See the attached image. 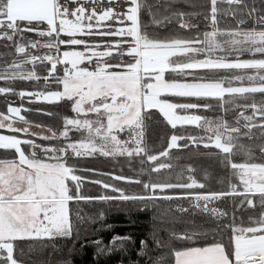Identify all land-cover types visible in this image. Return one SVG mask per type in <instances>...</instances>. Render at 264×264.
<instances>
[{"label": "snow or ice", "instance_id": "1", "mask_svg": "<svg viewBox=\"0 0 264 264\" xmlns=\"http://www.w3.org/2000/svg\"><path fill=\"white\" fill-rule=\"evenodd\" d=\"M102 0H0V39L14 41L17 35L23 38L24 32L36 31L40 37L53 38L55 33L59 37L60 33H67L69 39H49L42 46L49 50L58 49L59 45L79 46L83 45L87 50L64 51V60L59 57L28 56L27 45L16 44L17 53H23L27 59L20 63L13 62L0 72V80H31L39 79L34 71L27 74L19 73L23 65L34 64L38 59L57 63L71 64V69L65 71L62 78H57V83L63 85V91H52L27 93L29 96L43 97L45 100H64L72 103V110L78 115L80 113L94 112L98 116H106L107 124L101 119L95 121L89 119H69L64 118L65 130L57 134L54 130L48 129L50 136H41L45 141L59 140L61 137L67 139L69 135L68 125L78 132H87L78 143H68L66 147L57 148L55 146H42L34 139H21L15 134H0V150H14L15 157L12 159L0 158V264H21L15 257L16 242L23 240H37L42 238L53 239L56 237H70L74 231V224L71 219L70 202L81 200L91 201L94 199L121 201L145 202L146 210L150 201L156 199L172 200L174 198H190L195 203L196 208H201L204 212H209L213 216L224 217L226 212L217 208H208V202L218 200L228 196H241L240 207L244 204L252 208L257 206L260 209L259 215L249 217V226L229 225L232 235L230 244L225 245L222 241H215L205 246H192L181 250H172L174 264H264V163L249 162L253 159L250 146L239 145L241 151L247 156L243 163H235L231 160L236 145L232 133L239 134L240 128H230L226 121L221 118L220 123L203 119L198 115H177L176 110H191L200 107L195 103H172L167 99H161L162 94L176 97H217L223 98L228 94L260 93L264 95V58H253L243 60L239 56L233 61L230 59L233 53H251L254 57L259 54L264 57V15H256L257 9L249 7L244 0H210V27L211 31L203 33V38L197 35L193 40L171 39L163 41L153 38L145 30H142L140 23V13L146 10L152 17L153 23L161 24L167 21L168 17L162 20L156 19L153 12V5L147 0H125L129 5L124 12H117L109 6L103 9L99 15L94 7L89 13L84 7L85 4H98ZM69 3L80 5L74 10H70ZM109 5L119 3V0H108ZM220 3H226L229 8L224 13L233 19L237 16L236 28L221 30L218 26L217 7ZM236 6L234 9L232 6ZM241 6L246 9L240 10ZM71 15L75 20L68 19ZM183 18L185 13H175ZM110 21L118 19L120 23L129 21L127 27L113 29L111 24L105 28L94 32L91 21ZM254 18L253 27L245 29L247 20ZM59 25L57 26V20ZM209 19V17H205ZM85 21H87V35H98L100 37H120L115 44L105 43L103 47L106 51H95L99 45H90L84 39L76 38V33L85 31ZM20 22H27L26 27H21ZM35 22V24H34ZM47 23L46 30H40L39 25ZM146 27V26H145ZM181 27L191 28L194 25L181 24ZM131 37V40L127 38ZM223 38V39H221ZM39 42H31L30 46L36 48ZM115 56L118 61L115 64L109 63L101 58ZM217 52L224 53L213 58ZM204 55V59H194V56ZM128 56L130 60L125 61ZM189 57V62H181L177 58ZM96 58L94 70L80 67L85 59L89 64ZM52 68H56V63H52ZM203 69H240L255 70L254 75L238 76L235 80L243 82L245 79L251 82L247 87H224V81L210 80L207 77L192 78L194 82H185L177 79H166V73H184L185 70ZM11 72V75L8 73ZM153 80L145 82V80ZM47 80V77H45ZM231 84V80H227ZM13 90L0 87V93L8 94ZM18 94L23 98L26 93L21 91ZM111 103H108V100ZM87 106V107H85ZM207 107V105L205 106ZM253 111L252 116H246L241 112L237 117V123L243 118L246 123L244 128L250 134L253 128H260L261 135L264 136V123H254L258 114L264 120V102L257 105L253 102L246 105ZM147 108H158L164 118L173 128L178 123L198 124L204 127V131L212 133L208 137L214 146L226 154V159L231 166L233 176L239 178L243 191L238 190V186L229 182L228 192H212L208 194H195L186 197H174L171 195L157 196L159 189H193L203 188V184H198L195 179L189 177L191 183H160L142 182L117 176L115 179L128 180V182L142 183L146 191L151 195H127L123 190L103 183V187H112L113 191L119 193L118 196L109 197H86L80 192L82 177L76 175L75 166L67 163L68 150L71 149L75 157L93 155L99 153L105 157L144 155L148 161L155 162L158 157L150 155L149 149L144 144V111ZM103 109V112L101 111ZM9 113L15 114L19 121L26 127L14 126V122H5L9 117L0 114V129L7 128L12 133L23 132L29 134L32 125L22 115L21 109L9 107ZM50 115V113H49ZM39 127V125H37ZM127 132L128 140H121L114 134L115 130ZM221 129L224 131L221 132ZM227 133V135H225ZM37 135V134H32ZM185 139L173 135L170 138L168 148L177 146V141ZM196 141V137H188ZM99 141V142H98ZM28 146L32 151L26 152L24 147ZM208 146L207 144L205 145ZM261 158H264V145L260 147ZM161 157L167 156L164 151L159 154ZM144 161L141 160V164ZM167 165L160 164L152 171L158 172ZM144 169H140V174H144ZM75 186V195L72 193L70 183ZM94 183H102L94 181ZM258 196V203L251 197ZM205 202L203 206L200 202ZM183 211V209H181ZM82 219V217H78ZM207 237L208 232H193L191 235L185 234L177 236V239L196 241L199 237ZM128 237H115L114 242L123 241ZM142 246L144 242H141ZM159 245V241H157ZM166 258L159 257L154 264H165Z\"/></svg>", "mask_w": 264, "mask_h": 264}, {"label": "trees", "instance_id": "2", "mask_svg": "<svg viewBox=\"0 0 264 264\" xmlns=\"http://www.w3.org/2000/svg\"><path fill=\"white\" fill-rule=\"evenodd\" d=\"M63 2V0H61ZM148 4L153 5V12L157 20L168 17L167 21L156 24L146 10L140 13V23L142 30H145L153 38L163 41L171 39L193 40L197 35L203 38V33L211 29L210 27V0H147ZM249 7L254 6L257 9L256 15H264V0H244ZM80 5L69 3L70 10ZM113 7L117 12H124L129 6L125 0H119V3L109 5L108 0H102L98 4H85L88 11L95 7L97 13H100L107 7ZM218 26L221 30L236 28V19L224 13L229 6L226 3L217 5ZM234 9L236 6H232ZM240 10L245 12L241 6ZM185 13L181 18L175 13ZM70 15L68 16V18ZM209 17V19H205ZM87 22V21H85ZM94 18L91 23H95ZM108 22V21H107ZM106 22V23H107ZM116 24L114 20L110 22ZM125 21L124 25H129ZM190 24L194 27H181V24ZM35 24V22H34ZM254 18L247 20L245 29L253 27ZM21 27H26L27 22H20ZM146 26V27H145ZM47 23L39 25L40 30H46ZM23 38L20 35L15 40L9 42L7 39H0V72L14 61L20 63L27 57L23 53H17L16 44L27 45L28 56L37 57H59L56 49L49 50L42 45L53 38L40 37L36 31L24 32ZM60 37V36H59ZM31 42H39L36 48L30 46ZM60 49L65 45H59ZM56 55V56H54ZM224 55V53L217 54ZM115 56V54H114ZM240 59L264 58L257 54L255 57L251 53H233L230 57ZM116 57V56H115ZM128 57V56H126ZM61 60V58H59ZM130 59H127L128 61ZM62 61V60H61ZM52 63H56V68L46 76V69L52 68ZM65 63H57L55 59L52 62L38 59L34 64L29 63L17 70V74L34 71L39 79L31 80H0V87L10 88L13 91L8 94L0 93V113L7 112V105H17L23 107L24 118L30 123L48 126L50 129L59 133V130L65 127L64 118L74 116L71 103L67 99L57 102H39L35 99L28 100L27 96L21 98L18 94L21 90L32 92H45V90H57L61 84L57 83V78L63 74ZM254 70L240 69H220L203 70L193 69L185 70L186 74L168 72L166 79H177L185 81L188 77L189 82H194L192 78L207 77L210 80L224 81V85H234L236 83H245L235 80V77L245 76ZM191 73V74H189ZM11 75V72L8 73ZM57 77H54V76ZM252 75V74H251ZM47 77V80L45 79ZM62 78V77H61ZM231 80L232 83H227ZM161 97L175 103H195L200 107L191 110H177L183 113L196 114L203 119L211 120L214 123H220L221 118L226 121L230 128H240L239 134L232 133L237 137L233 141L236 147L233 149L231 160L235 163H243L248 158L241 151L239 145L250 146L253 159L249 162L264 163L261 158L260 147L264 145V136L261 135L260 128H253L250 134L244 128L246 121L240 118L237 123V117L243 112L246 116H252L253 111L246 105L255 102L261 105L264 102V95L260 93L247 94H228L223 98L217 97H176L162 94ZM207 105V107H205ZM50 113V115H49ZM144 144L149 149L150 155H156L157 161H148L144 155L105 157L99 153L93 155L75 157L71 150H68L69 159L67 163L78 169L76 175L81 176L82 183L80 192L86 197H115L119 193L112 190V187L105 189L103 183H107L114 188L123 190L127 195H151L152 193L143 188L142 183L128 182V180H118L115 177L131 178V180H140L142 182H160V183H191L189 177L196 180L198 184L204 187L193 189H165L161 192L155 190L156 195H171L174 197H186L195 194H208L212 192H228L229 182L236 184L238 190L243 191L239 178L233 176L232 169L226 154L217 149L209 141L208 137L212 133L204 131V127L198 124H177L175 128L167 122L163 114L156 108H147L144 111ZM256 124L264 123L257 114L253 121ZM224 130L221 129V132ZM0 132L12 133L0 129ZM82 133V132H81ZM86 133V132H83ZM17 134V133H16ZM114 134L123 140H128V133L114 131ZM20 137L32 138L36 143L47 145V143L60 145L67 140L79 139L81 137L75 130L71 131V137L67 139L45 141L37 136H30L25 133L18 134ZM176 135L184 137L177 141V146L169 149L170 138ZM227 135V133H225ZM188 137L203 138L193 141ZM208 145L207 147L205 145ZM26 150L28 146H23ZM167 151L168 155L161 157V152ZM13 150H0V158H14ZM141 160L144 161L141 164ZM160 164L167 167L158 172L152 171L158 168ZM143 168L144 174H140ZM101 181L102 183H94ZM70 188L75 195V186L72 182ZM258 203L259 197H251ZM241 196H228L218 200L208 202V208H217L227 213L224 217L213 216L210 211L204 212L201 208L194 206V201L190 198H174L172 200L156 199L150 201L146 210L145 202L140 201H121L117 199L91 201L81 200L79 202H70L71 219L74 224V231L70 237H56L53 239L42 238L37 240H23L16 242L15 257L21 264H154L159 257H165V264H174L172 250H181L192 246H205L215 241H222L225 245L230 244L232 235L229 225L249 226V217L258 216L260 209H255L244 204L240 207ZM205 202L201 201L203 206ZM183 209V211L181 210ZM82 217V219H78ZM208 232L207 237H199L196 241L177 239V236L185 234L191 235L193 232ZM115 237H128V239L114 242ZM144 242L142 246L141 242ZM159 241V245L157 244Z\"/></svg>", "mask_w": 264, "mask_h": 264}, {"label": "rangeland", "instance_id": "3", "mask_svg": "<svg viewBox=\"0 0 264 264\" xmlns=\"http://www.w3.org/2000/svg\"><path fill=\"white\" fill-rule=\"evenodd\" d=\"M94 7H92V8H90L89 10H88V12L90 13L91 11H92V9H93ZM74 10V9H73ZM100 13H97V15H99ZM68 18V17H67ZM68 19H71V20H75V17L74 16H71L70 15V17L68 18ZM107 21H100L99 23H97V21L95 22V23H92L93 24V31L94 32H96V31H99V30H101V29H103V28H105V26L106 25H109V24H111L110 22H111V20L110 21H108L107 23H106ZM114 22L116 23V24H114V25H112L111 24V26H112V28L115 30V29H117L118 27H119V25L120 24H124V23H120V21L118 20V19H116V20H114ZM86 24H87V22H85V31L83 32V33H76V38H78V36H83L84 37V40H85V42H88V43H91L90 45H99L97 48H98V50H103V49H105L104 47H103V45L105 44V43H109V44H115L116 42H118L119 40H120V37H100V36H98V35H92V36H88L87 35V27H86ZM59 25V19L57 20V26ZM129 25H130V23H129ZM129 25H127V26H129ZM46 29H47V27H46ZM212 29H208V31H211ZM55 34V33H54ZM60 37H56V39H64V40H67V39H69V36L67 35V33H60V35H59ZM81 38V37H80ZM55 39V40H56ZM128 40H131V37H128L127 38ZM221 39H223V38H221ZM9 42H12V41H9ZM74 47V48H73ZM67 46V45H65V48H63V49H60V47H58V54H57V56H59V58H61V60L63 61L64 60V57H63V52L64 51H87L85 48H84V46L83 45H81L80 47H82L81 48V50H77V49H80V48H75V47H77V46ZM55 49V48H54ZM114 52L116 51L115 49H112ZM217 54H221L220 52H217V53H215L214 55H213V58H215V56H217ZM54 56H56V55H54ZM194 59H204L205 58V56L204 55H198V56H194L193 57ZM127 59H129V57H127ZM179 61H181V62H189V57H187V56H185V57H179V58H177ZM236 59V57L235 58H231V60H235ZM247 59H251V58H247ZM247 59H243V60H247ZM92 65V64H91ZM94 68H95V66H93ZM46 74H44V75H46L47 76V74L49 75V73L48 72H45ZM186 73H188V72H186ZM185 72L184 73H182L183 75L184 74H186ZM254 73H255V70L254 71H252V72H250L249 74H247L246 75V77L247 76H249V75H254ZM189 74H191V73H189ZM58 76V75H57ZM61 78V77H60ZM145 82H149V81H145ZM181 82H185V81H181ZM188 82V81H187ZM154 83V82H153ZM250 84H251V82L250 81H247V82H243V83H236V84H234V85H230L229 87H247V86H250ZM60 88H62V84H61V86H60ZM60 88H58V89H60ZM62 91H63V89H62ZM27 92H29V91H27ZM29 98V97H28ZM161 99H164L163 97H160ZM169 101V100H168ZM108 103H111V100L109 99L108 101H107ZM169 102H171V101H169ZM71 103V107H72V103L73 102H70ZM172 103H175V102H172ZM85 107H87V106H85ZM157 109V108H156ZM159 110V109H158ZM102 112H103V109L101 110ZM176 112H177V115H196V114H190V113H183V112H179V111H177L176 110ZM75 114H74V116L73 117H71V118H69V119H81V120H83V119H89V120H92V121H95V120H97V119H101L102 121H103V123L106 125L107 124V118H106V116H98V114L97 113H94V112H87V113H80L79 115L76 113V112H74ZM178 124H180V123H178ZM48 128H50V127H48ZM67 128H68V130H69V135H68V137H71V131L72 130H75L74 128H73V126H71V125H68L67 126ZM65 130V127L63 128H61L60 130H59V133L60 132H62V131H64ZM118 130V129H117ZM117 130H115V131H117ZM76 131V130H75ZM119 131V130H118ZM81 137H79V139H72V140H67L66 141V143L64 144V143H62L61 145H62V147H66V145L68 144V143H78L84 136H86L87 135V132L86 131H84V132H86V133H81V132H78V131H76ZM59 133H57V134H59ZM210 134V133H209ZM30 136H32V135H30ZM35 136V135H34ZM38 137V136H37ZM39 138V137H38ZM63 137H61L60 139H62ZM26 139H32V138H30V137H28V138H26ZM41 139V138H40ZM59 139V140H60ZM64 139V138H63ZM99 142V141H98ZM39 144V143H38ZM40 145H42V144H40ZM49 145H51V146H54V144H51V143H47V145H42V146H49ZM28 149L27 150H31L29 147H27ZM25 149V148H24ZM69 150H71V149H69Z\"/></svg>", "mask_w": 264, "mask_h": 264}, {"label": "crops", "instance_id": "4", "mask_svg": "<svg viewBox=\"0 0 264 264\" xmlns=\"http://www.w3.org/2000/svg\"><path fill=\"white\" fill-rule=\"evenodd\" d=\"M120 27H127V25H124V24H120L119 25V27L118 28H120ZM78 34V33H77ZM81 34V33H80ZM81 37V38H80ZM78 38H80V39H84V37L83 36H78ZM86 43H88V42H86ZM88 44H91V43H88ZM95 45V44H94ZM81 45H79V46H77V47H75V48H80V49H77V50H81V48L82 47H80ZM73 47V46H72ZM74 48V47H73ZM93 50H95V51H97V52H99V51H106L107 49H101V50H98V48L97 47H95ZM113 51V50H112ZM83 52V51H82ZM85 52V51H84ZM113 53L115 54V52L113 51ZM102 60H107L109 63H111V64H115V63H117V61H118V57H115L114 55H113V57H106V58H101ZM130 59V58H129ZM124 60L126 61L127 60V57L125 56L124 57ZM95 62H96V58H93V63H91V64H89L88 63V61L85 59L84 61H82L81 62V64L79 65L80 67H86V68H88L89 70H94V67L93 66H95ZM68 65H71V64H68ZM146 80L147 81H149V82H155L154 81V79L153 80H149V79H147L146 78ZM145 80V81H146ZM188 82H189V80H187ZM223 86L224 87H229L228 85H224L223 84ZM62 89H63V85H62V88H60V89H57V90H45V94H47L48 92H52V91H60V92H62ZM21 91H23V90H21ZM20 91V92H21ZM23 92H25L26 93V95L25 96H27V97H29L28 98V100L29 101H31L32 99H35L36 101H39V102H49V103H52V102H57V100H45L43 97H36V96H29V95H27V93H34V92H37L36 90H34V91H32V92H27V91H23ZM9 107H14V108H20L21 109V112H20V115H22V116H24V114H23V107L20 105V106H17V105H11V104H8L7 105V112L6 113H0V114H4L5 116H7V117H9V120H6L5 122L7 123V122H14V126L15 127H19V128H23V127H26L27 125H25L23 122H21V121H19L18 120V118L15 116V114H12V113H9V111H8V109H9ZM158 109V108H157ZM31 125H32V127L30 128V131H29V134H27V135H32V134H37V135H35V136H38L39 138L41 137V136H45V135H47V136H50L52 133L50 132V131H48V126H42V125H39V127H37V124L36 123H30ZM180 124H182V123H180ZM4 130H6V131H8L9 129H7V128H4ZM21 133H23V132H20V133H4V132H0V134H3V135H11V134H15V135H17L19 138H21V139H26L25 137H23V136H19L18 134H21ZM32 136H34V135H32ZM38 144V143H37ZM49 146H51V145H49ZM54 146L55 147H57V148H60V147H62V145L60 144V145H56V144H54ZM23 147V146H22ZM14 151V150H13ZM25 151L26 152H31L32 150H26L25 149ZM9 159H12V158H9Z\"/></svg>", "mask_w": 264, "mask_h": 264}, {"label": "built area", "instance_id": "5", "mask_svg": "<svg viewBox=\"0 0 264 264\" xmlns=\"http://www.w3.org/2000/svg\"><path fill=\"white\" fill-rule=\"evenodd\" d=\"M68 69H71V65H69V66H67V67H65L64 68V70H63V74L62 75H60L61 77H63L64 76V73H65V71H67ZM51 71H53V68H51V69H49V68H47L46 69V72H51ZM48 75V74H47ZM48 76H50V75H48ZM54 77H57L56 75L54 76Z\"/></svg>", "mask_w": 264, "mask_h": 264}]
</instances>
